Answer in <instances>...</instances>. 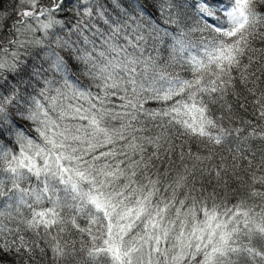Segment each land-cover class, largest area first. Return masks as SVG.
<instances>
[{
    "label": "snow or ice",
    "instance_id": "6c2138e0",
    "mask_svg": "<svg viewBox=\"0 0 264 264\" xmlns=\"http://www.w3.org/2000/svg\"><path fill=\"white\" fill-rule=\"evenodd\" d=\"M0 264H264V0H0Z\"/></svg>",
    "mask_w": 264,
    "mask_h": 264
},
{
    "label": "trees",
    "instance_id": "16d2710c",
    "mask_svg": "<svg viewBox=\"0 0 264 264\" xmlns=\"http://www.w3.org/2000/svg\"><path fill=\"white\" fill-rule=\"evenodd\" d=\"M152 106L156 107V105H154V104ZM194 150H195V148H194ZM80 223H81V226H86L87 222L82 220V221H80Z\"/></svg>",
    "mask_w": 264,
    "mask_h": 264
}]
</instances>
